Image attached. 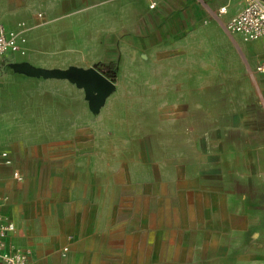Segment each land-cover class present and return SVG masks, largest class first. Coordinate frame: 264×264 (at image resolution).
<instances>
[{
	"label": "crops",
	"instance_id": "1",
	"mask_svg": "<svg viewBox=\"0 0 264 264\" xmlns=\"http://www.w3.org/2000/svg\"><path fill=\"white\" fill-rule=\"evenodd\" d=\"M245 1L0 0V23L24 50L0 66V212L16 226L9 247L30 250L29 264H118L121 246L138 245L134 230L119 224L118 172L131 173L132 197L133 172L149 171L145 163L118 164L119 155L133 154L134 145L157 154L148 141L172 138L182 108L195 106L193 94L229 84L230 77L246 90L250 68L258 103L237 120L264 121V75L255 71L264 40L245 41L227 30ZM70 68L115 70L113 90L98 110L77 83L37 73ZM260 125L248 129L249 147L243 144L244 177L226 179L216 165L201 170L210 182L222 181L219 196L238 206L229 212L237 220L255 208L256 180H264ZM221 247L229 252V244Z\"/></svg>",
	"mask_w": 264,
	"mask_h": 264
},
{
	"label": "rangeland",
	"instance_id": "2",
	"mask_svg": "<svg viewBox=\"0 0 264 264\" xmlns=\"http://www.w3.org/2000/svg\"><path fill=\"white\" fill-rule=\"evenodd\" d=\"M249 74H254L252 68L247 72L246 90H239L236 79L230 77L229 84L193 94L195 106L182 108V123L172 126V138L148 141L154 144L157 154L134 145L133 154L117 157L118 164L133 162L135 169L144 163L149 166L148 173L141 168L133 172L132 197L126 188L131 173L118 172L119 224L134 230L138 244L133 248L121 246L118 264H264L260 255H264V180H256L259 197L255 208L247 219L237 220L229 212L238 206L223 204L219 196L222 181L210 182L201 175V170L216 165L226 179L244 177L239 169L245 168L241 151L243 144L249 147L254 138L248 129L258 124L264 128V121L241 124L237 120L239 114L247 115L253 111L250 106L258 103ZM261 111L264 115V107ZM203 112L213 115V120ZM240 127L243 130L237 131ZM221 130L225 132L223 139L216 133ZM208 132L213 135L207 139L193 138L196 133ZM262 140L264 143V137ZM260 160L264 174V151ZM207 191L212 196L206 195ZM124 204L132 206V211L122 210ZM226 244L228 253L221 247Z\"/></svg>",
	"mask_w": 264,
	"mask_h": 264
},
{
	"label": "built area",
	"instance_id": "3",
	"mask_svg": "<svg viewBox=\"0 0 264 264\" xmlns=\"http://www.w3.org/2000/svg\"><path fill=\"white\" fill-rule=\"evenodd\" d=\"M156 3L150 5L151 9ZM225 8L221 12H225ZM227 30L240 35L245 41L264 40V0H246L241 11L227 24ZM22 41L18 35L0 23V66L8 54H23ZM255 71L264 75V60L260 61ZM4 162L10 164L8 156L3 155ZM22 179L19 172L13 174ZM16 226L10 217L0 212V264H29L31 252L24 248L9 247L7 237L14 233Z\"/></svg>",
	"mask_w": 264,
	"mask_h": 264
},
{
	"label": "water",
	"instance_id": "4",
	"mask_svg": "<svg viewBox=\"0 0 264 264\" xmlns=\"http://www.w3.org/2000/svg\"><path fill=\"white\" fill-rule=\"evenodd\" d=\"M37 73L77 83L86 90L91 108L95 111L103 104L114 87L113 82L96 68L89 70L70 68L68 70L38 71Z\"/></svg>",
	"mask_w": 264,
	"mask_h": 264
},
{
	"label": "trees",
	"instance_id": "5",
	"mask_svg": "<svg viewBox=\"0 0 264 264\" xmlns=\"http://www.w3.org/2000/svg\"><path fill=\"white\" fill-rule=\"evenodd\" d=\"M103 74L109 78L112 82H116L117 80V74L114 69H110L108 71L103 72Z\"/></svg>",
	"mask_w": 264,
	"mask_h": 264
}]
</instances>
